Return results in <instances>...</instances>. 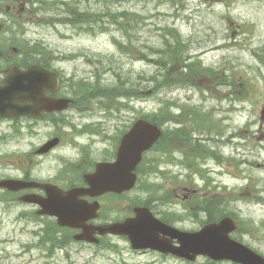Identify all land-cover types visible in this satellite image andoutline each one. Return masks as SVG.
<instances>
[{
    "label": "rangeland",
    "instance_id": "374dc122",
    "mask_svg": "<svg viewBox=\"0 0 264 264\" xmlns=\"http://www.w3.org/2000/svg\"><path fill=\"white\" fill-rule=\"evenodd\" d=\"M45 1L54 3L53 10L45 12L35 4V17L22 33L58 56L54 65L62 70L64 84L97 87L125 82L138 93L129 101L120 98L123 103L116 101L113 107L103 104L98 93L86 96L89 102L84 109L68 110L67 123L58 127L33 119L0 124L4 134L15 127L11 138L0 140V177L28 169L37 178L63 173V184L75 182L96 161L112 159L119 138L136 119L153 116L166 131L179 128L181 122L188 137L185 147L146 154V164H159L164 172L143 173L137 188L122 196L100 197V219L95 222L133 215V205L151 195L144 191L146 185L158 184V194L168 193L173 202L153 201L156 215L167 217L178 228L198 230L207 217L223 210L239 222L232 237L264 255V43L253 41L256 37L264 42V0H61L65 5L60 0ZM68 5L89 12L107 9L110 15L130 12L125 16L122 12L119 19L130 31L124 33L109 17L92 25V30L85 24H63L60 18ZM168 28L175 29V35ZM175 36L184 45L178 52L183 59L171 64L172 78L179 80L186 71L181 66L194 60L203 73L194 83L154 85L150 76L162 80L165 69L149 60L160 57L165 40L174 44ZM116 40L128 49L121 50ZM106 57H114L113 64L97 60ZM207 74L212 82L204 77ZM126 85L124 92L129 89ZM56 135L62 137L60 146L43 156L35 154ZM28 154L36 166L28 165ZM73 234L0 190V264H207L206 257L187 262L133 250L123 236L107 235L100 244H92L74 241Z\"/></svg>",
    "mask_w": 264,
    "mask_h": 264
},
{
    "label": "water",
    "instance_id": "95a60500",
    "mask_svg": "<svg viewBox=\"0 0 264 264\" xmlns=\"http://www.w3.org/2000/svg\"><path fill=\"white\" fill-rule=\"evenodd\" d=\"M56 72L39 65H31L26 70L15 68L9 72L5 85L0 87V116L19 117L33 115L43 117L44 111H60L68 107L69 99L51 98L47 90L58 87ZM160 129L147 120L139 119L122 139L115 162L97 164L93 173L85 176L88 188L78 187L61 191L51 185L19 180H2L0 186L17 191L29 186H42L49 193V199L41 201L30 196L25 201H37L42 206L41 214L48 213L58 218L63 226L82 228L75 236L78 240L99 242L95 237L112 233L128 235L134 249H153L163 253L195 260L204 255L214 260L232 259L244 264H264V258L249 247L232 239L230 233L237 228L235 220L227 216L220 222L210 223L197 232H181L157 219L147 207H136V216L122 222L94 226L87 221L97 217L99 203H89L80 197L98 196L108 191L121 193L133 188L136 182L134 170L145 150L150 148L160 136ZM59 142L58 138L44 145L39 152L44 153ZM58 190L55 192V190ZM177 239L179 245L174 244Z\"/></svg>",
    "mask_w": 264,
    "mask_h": 264
},
{
    "label": "flooded vegetation",
    "instance_id": "af4514ba",
    "mask_svg": "<svg viewBox=\"0 0 264 264\" xmlns=\"http://www.w3.org/2000/svg\"><path fill=\"white\" fill-rule=\"evenodd\" d=\"M27 6L30 7V0H0V85L4 84V81L8 76V71L10 69L16 66L25 69L28 67L29 64L32 63L30 62L32 56L25 46L26 41H23L25 38L21 36V39L19 40L20 34H18V36L16 35V30L19 28V24L25 23L26 21L30 20L26 12ZM253 41L261 44L264 43L263 39H256V37H253ZM44 56L45 57H42L43 59H41L38 64H41L42 66L50 70L57 71L59 77L61 78V69L57 68L54 65V61L57 56H54L53 54ZM47 95L54 98L67 97L64 92V88L59 89L54 94L47 92ZM64 113L65 112H57L55 114L58 116H62L64 115ZM8 121H10L12 124L15 122L14 119H0V124ZM11 128L14 129L12 130L11 134L0 133V140H3V138L7 135H9L8 138H11V135H13L15 132V127L11 126ZM184 129H186V126L179 122V128L171 129L169 131L172 132V143L173 145L176 143L177 148L185 147L187 144L186 140L188 137L187 134H185ZM25 158L28 162V165H30L31 167L37 165L31 155L28 154ZM138 173L142 174V171H140L139 168ZM81 175L83 178L84 172H81ZM9 177L55 183L63 189H69L73 186L86 185L84 180H78L75 182L67 181V184H63V173H58L54 178H52L51 176L49 178H37L34 173L28 169L24 170L20 175H13ZM26 193L36 194L43 197L46 196V191L39 187L23 189L18 192H9L12 200H18L22 195ZM21 203L30 205L33 208L34 213H36L39 209V206L37 204L27 202Z\"/></svg>",
    "mask_w": 264,
    "mask_h": 264
},
{
    "label": "trees",
    "instance_id": "16d2710c",
    "mask_svg": "<svg viewBox=\"0 0 264 264\" xmlns=\"http://www.w3.org/2000/svg\"><path fill=\"white\" fill-rule=\"evenodd\" d=\"M70 17L72 19V21H74L77 16L74 12V10H70ZM89 13V12H86ZM101 13H103V11H101ZM91 14V13H90ZM94 15V14H92ZM96 16V15H95ZM97 20V19H95ZM125 29V28H123ZM125 32H127V29L125 30ZM129 32V31H128ZM166 44V46H165ZM164 48L161 51V56L157 59H155V64L158 65V67L164 68L165 71H163V73L161 74V76H163L162 80H157L156 77L154 75L150 76L151 81H153L154 85L155 83H162V85H164L163 83L166 82L169 84H171L170 86H172L173 84H178V83H193V80L199 75V73L201 72V68L195 67L193 66V64H185L184 66L187 68L186 73L183 72L182 75H180L179 80H174L172 78L171 75V64L174 63L176 60H182L183 58L181 57V55H178V52L181 51L183 49V45H182V41L177 38V41L173 44L170 43L169 41L165 40L164 43ZM117 78H119L120 74H117ZM189 80V82H187ZM177 81V82H176ZM75 85V84H73ZM125 82H122V84H120L119 86H114V85H106L105 87L103 86H97V87H93L92 85H89L88 83H80L79 85H75V87L73 88V91L75 93V95H81L84 97H88L90 98L91 96H93L95 93H98V95H102L105 96L107 98H109L111 101L116 100V98H122L124 96H127L126 98L129 99L132 95V85L128 86V91L124 92L122 90V86H125ZM167 85V84H165ZM164 85V86H165ZM127 86V85H126ZM107 88V89H106ZM138 92H135L134 95H137ZM120 102V101H119ZM217 215L222 214V210H219L218 212H216ZM216 214H213L212 216L209 217V220H214L216 219L218 216ZM209 264H214V262H210Z\"/></svg>",
    "mask_w": 264,
    "mask_h": 264
},
{
    "label": "bare ground",
    "instance_id": "6f19581e",
    "mask_svg": "<svg viewBox=\"0 0 264 264\" xmlns=\"http://www.w3.org/2000/svg\"><path fill=\"white\" fill-rule=\"evenodd\" d=\"M125 14H126V12H123V15H122V16H125ZM150 47H151V46H150ZM156 49H157V48H156ZM162 49H163V48H162ZM152 50H153V49H152ZM154 50H155V49H154ZM160 50H161V48H160ZM156 51H157V50H156ZM257 52H258V51L255 52V55H254L255 57H257ZM146 55H147V54H146ZM143 56H144V54H143ZM261 57H262V56H261ZM157 58H159V57H156V58H155V57H152L149 61H152V62L155 63V59H157ZM142 59H143V57H142ZM262 60L264 61V57H262ZM194 61H195V60H194ZM80 83H81V82H80ZM77 85H78V84H77ZM169 85H170V84H169ZM97 95H98V94H97ZM99 95H100V94H99ZM126 97H127V96H124V97H122L121 99H123V100H128V101H129V99H127ZM77 101H78V100H76V98H75V102H77ZM190 117H191V116H190ZM197 122H198V121H197ZM193 128H195V129L198 128V125L195 126V127H193ZM167 129H168V128H167ZM191 133H193V132H191ZM195 133H196V132H195ZM202 134H203V133H202ZM202 134H201V135H202ZM193 135H194V134H193ZM195 135H196V134H195ZM198 135H199V133H198ZM193 140H194V139H193ZM200 144H201V142H200ZM204 144H205V143H204ZM158 152H159V151H158ZM174 152H175V151H174ZM161 154H162V153H160V155H161ZM162 157H163V156H162ZM151 163H152V162H151ZM168 163H170V162H168ZM146 165H147V164H146ZM160 166H161V165H160ZM159 168H161V167H159ZM159 170H161V169H159ZM148 174H149V173H148ZM143 177H144V176H143ZM217 204H218V203H217ZM41 233H42V232H41ZM48 233H49V232H48ZM36 235H37V234H36ZM36 235H35V236H36ZM47 235H48V234H47ZM45 238H46V237H45ZM49 241H50V240H49Z\"/></svg>",
    "mask_w": 264,
    "mask_h": 264
}]
</instances>
